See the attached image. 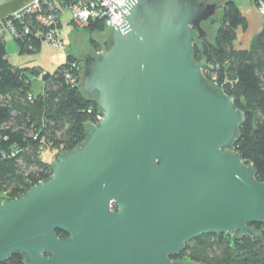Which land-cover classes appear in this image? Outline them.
I'll use <instances>...</instances> for the list:
<instances>
[{
	"label": "water",
	"instance_id": "obj_1",
	"mask_svg": "<svg viewBox=\"0 0 264 264\" xmlns=\"http://www.w3.org/2000/svg\"><path fill=\"white\" fill-rule=\"evenodd\" d=\"M124 6L104 49L84 55L103 116L48 178L0 202V262L188 264L172 257L200 235L255 237L264 223V182L233 147L246 114L194 58L218 1Z\"/></svg>",
	"mask_w": 264,
	"mask_h": 264
},
{
	"label": "trees",
	"instance_id": "obj_2",
	"mask_svg": "<svg viewBox=\"0 0 264 264\" xmlns=\"http://www.w3.org/2000/svg\"><path fill=\"white\" fill-rule=\"evenodd\" d=\"M262 25L247 48H235L237 29H246L247 18L235 0H228L214 42L199 39L193 50L195 60L205 63L206 77L234 96L245 112L233 147L254 165L257 179L264 182V21ZM91 26L106 29L105 21L91 22ZM16 40L22 51L28 49V40ZM7 54L6 40L0 39V202L20 197L34 183L48 178L52 166L42 155L43 148H58L59 154L74 150L86 140V129L103 111L82 84H73L66 77V64L50 71L43 87L37 89L32 76L42 68L14 66ZM68 59L80 62L72 55ZM72 75L78 77V70ZM251 227L255 237L239 231L202 234L172 258L188 264H264V223ZM0 264L26 262L14 254Z\"/></svg>",
	"mask_w": 264,
	"mask_h": 264
},
{
	"label": "built area",
	"instance_id": "obj_3",
	"mask_svg": "<svg viewBox=\"0 0 264 264\" xmlns=\"http://www.w3.org/2000/svg\"><path fill=\"white\" fill-rule=\"evenodd\" d=\"M125 12L124 4L127 0H114ZM264 8V3H262ZM62 8L71 11L73 17L71 22L77 25H88L91 22L105 21L107 28H112L113 24L123 23L125 20L121 9L111 0H32L24 7L14 11L13 14L0 19V39L6 40V34L14 39L28 40L30 48L35 49L36 43H51L56 46L65 47L61 33L62 22L60 13ZM102 50L98 51L100 53ZM69 67L66 77L71 83L81 85L83 82V67L81 62L68 58L63 62ZM78 70L79 76L72 75L73 70ZM50 73L41 69L36 75L32 76L40 82L39 87L45 84V76ZM34 80V79H33ZM92 112V110H90ZM103 116V111L96 115V122ZM96 124V123H94Z\"/></svg>",
	"mask_w": 264,
	"mask_h": 264
},
{
	"label": "rangeland",
	"instance_id": "obj_4",
	"mask_svg": "<svg viewBox=\"0 0 264 264\" xmlns=\"http://www.w3.org/2000/svg\"><path fill=\"white\" fill-rule=\"evenodd\" d=\"M224 0H219L218 3H223ZM239 6H244L245 4H254L256 3L257 14L259 21H262V16H264V8H262V4L256 2V0H235ZM254 2V3H253ZM62 13L60 15L63 25L61 27V33L63 36V41L65 47L56 46L51 43H37L35 49H29L28 45L26 50L21 49L19 43L16 39L11 37L9 34H6V47L7 52L10 58L11 63L14 66H22V67H41L46 71L54 72L62 64L66 58L72 55V57H76L80 60L84 57V53H87L93 49L100 51L104 49V40H106L111 35V29L107 28L100 30L98 28L90 27L91 24L88 25H77L71 22L73 14L71 11H68L62 8ZM242 12V11H241ZM223 16V9L219 7L216 13L213 15L211 21H207L204 23V27L208 31V34L205 38L209 41L214 42L215 35L217 32V26L219 24L220 19ZM259 21L257 20L258 24ZM248 25V20H247ZM258 26L250 27L249 25L244 29L243 27H239L237 29V38L234 41L235 48H245L251 42L254 35L258 30ZM255 33V34H254ZM71 59V58H70ZM34 79L35 87L38 89L40 82ZM60 149L58 148H46L44 147L42 150V155L45 160L49 163L53 161V159L59 157ZM2 196V193H0ZM0 196V199H1ZM191 261V260H190ZM193 264V262H191Z\"/></svg>",
	"mask_w": 264,
	"mask_h": 264
},
{
	"label": "crops",
	"instance_id": "obj_5",
	"mask_svg": "<svg viewBox=\"0 0 264 264\" xmlns=\"http://www.w3.org/2000/svg\"><path fill=\"white\" fill-rule=\"evenodd\" d=\"M30 2H32V0H0V19H3L4 17H7V16L13 14L14 11L24 7V5H26ZM240 8H241L242 14H244L245 18H247V20H248V25L250 27L259 25L257 32L260 31L263 27L262 24L264 21V16H262V21H259V19L257 17L258 14L256 12L257 11L256 3L250 4V5L245 4L244 6H240ZM61 13H60V15H61ZM257 20L259 21V24H258ZM61 22H62V20H61ZM62 25H63V22H62ZM257 32H256V34H257ZM248 45H247V47H248ZM247 47H245V48H247ZM7 56L9 58L8 54H7Z\"/></svg>",
	"mask_w": 264,
	"mask_h": 264
},
{
	"label": "flooded vegetation",
	"instance_id": "obj_6",
	"mask_svg": "<svg viewBox=\"0 0 264 264\" xmlns=\"http://www.w3.org/2000/svg\"><path fill=\"white\" fill-rule=\"evenodd\" d=\"M228 0H224L223 1V3H218V5H219V7H221L222 9H223V7H224V5H225V2H227ZM219 9V8H218ZM104 47H105V40H104ZM87 53H90V54H97L98 53V51L97 50H95V49H93V50H91V51H89V52H87ZM84 55H85V53H84ZM84 57L81 59V65H82V67H84Z\"/></svg>",
	"mask_w": 264,
	"mask_h": 264
}]
</instances>
